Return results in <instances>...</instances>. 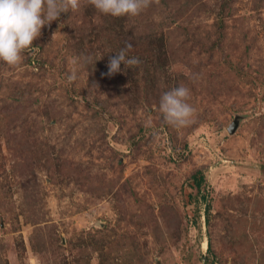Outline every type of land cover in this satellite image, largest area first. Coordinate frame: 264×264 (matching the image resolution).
Listing matches in <instances>:
<instances>
[{"label": "rangeland", "instance_id": "obj_1", "mask_svg": "<svg viewBox=\"0 0 264 264\" xmlns=\"http://www.w3.org/2000/svg\"><path fill=\"white\" fill-rule=\"evenodd\" d=\"M91 10L0 62V264H264V0L153 3L125 23L140 63L123 90L85 65L67 79L91 54L76 48ZM103 40L90 45L109 63L120 49ZM160 62L146 97L144 64L152 79ZM181 84L195 117L178 130L158 105ZM149 216L172 221L157 233Z\"/></svg>", "mask_w": 264, "mask_h": 264}, {"label": "clouds", "instance_id": "obj_2", "mask_svg": "<svg viewBox=\"0 0 264 264\" xmlns=\"http://www.w3.org/2000/svg\"><path fill=\"white\" fill-rule=\"evenodd\" d=\"M88 2L99 14L114 18H133L139 16L153 3H159V0H88ZM80 7L81 0H0V62L9 68L19 67L24 60V53L33 49V42L40 37L42 28L50 26L62 13L77 12ZM131 50L132 45L126 44L111 57L107 75L119 72L121 64L125 67L139 65L138 58L128 55ZM90 63H93L91 56L72 58L68 81H76L78 67ZM190 97V89L183 84L163 92L158 105L163 121L178 130L190 126L195 117V108L188 102Z\"/></svg>", "mask_w": 264, "mask_h": 264}, {"label": "trees", "instance_id": "obj_3", "mask_svg": "<svg viewBox=\"0 0 264 264\" xmlns=\"http://www.w3.org/2000/svg\"><path fill=\"white\" fill-rule=\"evenodd\" d=\"M168 0H159L160 3H165L167 2ZM229 1H226L225 2V7L228 4ZM92 9V8H91ZM88 15H92V18H95L97 19V23L96 24H93L92 27H88L90 29V33L88 31V29L84 30L82 32V34L80 35L81 37L79 39H77V43H76V48L81 52V53H86V52H90L91 54L89 56L92 57L93 55V60L96 61L93 63H90V64H86L85 65V68L91 73V75H96V74H103L105 73L106 74V78L108 77L109 79V82H112L114 83L115 85L112 84V86H117V88L119 90H123V80L125 78V71H124V65L121 64V67H120V71L109 76L107 75L108 73V64L107 63V60L103 59L101 60V57L98 55V48H94L92 47L94 43H99L101 42L103 39H106V40H103L104 41V45L107 46L108 48H115V50L118 48V49H121L123 48L125 45H126V41H128L131 37V35L134 33V31L138 30L140 27L138 26H130V29L127 30V25L125 24L127 21L129 22V20L131 18H128V17H121V18H114L112 16H105V15H102V14H99L96 10L94 12L89 11L86 13V16ZM94 31L93 33H97L95 35H91V32ZM145 37V35H144ZM115 39V40H114ZM117 40V41H116ZM146 41H153L151 40V37H148ZM92 43V44H91ZM92 46H91V45ZM102 50V48H100ZM100 57V59L98 58V56ZM151 65H153L155 63V60H151L149 62ZM145 81H148V82H152L151 84H148L149 87H146V97H149V96H154L156 95V92H158L159 90L162 91L160 88H158L157 86L158 85H161V78H158V75L160 73H163V72H167V67L163 64V63H159V65L157 66V68H155V73H152L155 78H152L151 79V70L149 68L148 65H145ZM103 71V72H102ZM138 73V72H137ZM133 74V73H132ZM94 77V76H93ZM94 78H97V77H94ZM100 78V77H98ZM136 84V82H135ZM122 94V93H121ZM157 99H158V96H157ZM17 134V132H16ZM22 134V133H21ZM21 134H17V137L18 136H21ZM22 137V136H21ZM32 149H30L29 151L26 150V159L28 160V156L30 155V151ZM72 170V174L73 176L77 179L79 176H81L82 174H79V173H76L74 172L73 169ZM86 178V177H85ZM194 180H195V186L198 188V189H201L202 187V184L204 182V177L201 175V177H198V175H194V177H192ZM90 181L89 179H85L84 181ZM91 182V181H90ZM97 185V182H96V185ZM149 219V222H152L153 221H156L154 219H152L151 216L148 217ZM171 219L168 220V218L163 222H159V221H156L154 224H153V231L155 232H159L161 233V231L167 226V228L170 226L171 224Z\"/></svg>", "mask_w": 264, "mask_h": 264}]
</instances>
